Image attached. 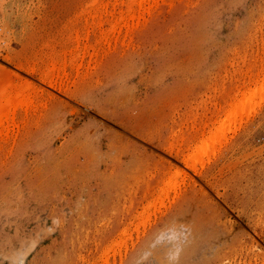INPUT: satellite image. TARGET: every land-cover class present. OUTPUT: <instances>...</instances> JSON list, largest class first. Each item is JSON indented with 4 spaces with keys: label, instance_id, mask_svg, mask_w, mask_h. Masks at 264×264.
<instances>
[{
    "label": "rangeland",
    "instance_id": "rangeland-1",
    "mask_svg": "<svg viewBox=\"0 0 264 264\" xmlns=\"http://www.w3.org/2000/svg\"><path fill=\"white\" fill-rule=\"evenodd\" d=\"M122 1L0 0V264H264V0Z\"/></svg>",
    "mask_w": 264,
    "mask_h": 264
},
{
    "label": "bare ground",
    "instance_id": "bare-ground-1",
    "mask_svg": "<svg viewBox=\"0 0 264 264\" xmlns=\"http://www.w3.org/2000/svg\"><path fill=\"white\" fill-rule=\"evenodd\" d=\"M96 1H97V0H96ZM119 1H120V0H119ZM129 1H130V0H129ZM133 1H134V0H133ZM135 1H136V0H135ZM141 1H142V0H140L139 2H141ZM143 1H145V0H143ZM143 1H142V2H143ZM150 1H151V0H150ZM150 1H149V2H150ZM167 1H168V0H167ZM116 2H117V1H116ZM142 2L139 4V8H140V9H138V10H143V9L145 10V9L147 8V7L144 8L145 5H143V6H142L143 9H141L140 6H141ZM153 2H154V0H153ZM94 3H95V2H94ZM98 3H99V2H97V4H98ZM118 3H119V2H118ZM127 3H128V0H127V2L125 1V6H124V5H123V1H122L121 5H123L124 8H125L126 6H128ZM133 3H134V2H133ZM144 3H145V2H144ZM146 3H147V2H146ZM146 3H145V4H146ZM97 4H96V5H97ZM114 4H116V3H114ZM126 4H127V5H126ZM135 4H136V2H135ZM91 5H93V3H91ZM96 5H95V7H96ZM117 5H118V4H117ZM119 5H120V4H119ZM119 5H118V6H119ZM129 5H132V4H129ZM93 6H94V5H93ZM123 6H122V7H123ZM137 6H138V5H137ZM147 6H148V5H147ZM150 6H153V5L151 4ZM101 7H103V9H104V6H101ZM129 7H130V6H129ZM129 7H128V9H129ZM132 7H133V5H132ZM132 7H131V8H132ZM89 8H90V7H89ZM91 8H92V11H93L94 8H93V7H91ZM126 8H127V7H126ZM131 8H130L129 10H131ZM103 9L101 8V10H103ZM106 9H107V8H106ZM149 9H151V8L149 7ZM94 10H95V9H94ZM126 10H127V9H126ZM133 10H134V9H133ZM135 10H137V7L135 8ZM135 10H134V11H135ZM144 10H143V11H144ZM89 11H90V10H89ZM104 11H105V10H104ZM134 11H131V12L133 13ZM146 11H148V10L146 9ZM101 12H102V11H101ZM101 12H100V14H101ZM106 12H109V11L106 10ZM122 12H123V11H121V13H122ZM139 12H141V11H139ZM139 12L137 11V13H139ZM87 13H88V12H87ZM92 13L95 14L94 11H93ZM110 13H111V15H110ZM110 13H109V16H110V17H111L112 15L114 16L113 12H110ZM119 13H120V11L118 12V14H119ZM124 13H126V14H124V15L126 16V18H127L128 15H130V14H129L130 11H129V12L127 11V12H124ZM135 13H136V11H135ZM137 13H136V14H137ZM94 14H93V17L95 16ZM104 14H105V13H104ZM115 14H116V13H115ZM127 14H128V15H127ZM140 14H141V16L143 15V13H140ZM102 15H103V13L101 14V16H102ZM107 15H108V14L106 13L105 16H107ZM116 15H117V14H116ZM105 16H104L103 18H106ZM109 16H108V19H109ZM119 16H120V17H119ZM119 16H118V17L121 18V21L124 20L123 18H125V17H123V18L121 17V16H123V15H119ZM132 16H133V18H134L135 15L132 14ZM137 16L140 17V15H137ZM115 17H116V16H115ZM129 17H130L129 19H131V16H129ZM139 17H138V18H139ZM91 18H92V16H91ZM101 18H102V17H101ZM112 18H113V17H112ZM112 18H111V19H112ZM115 19H117V18H115ZM134 19H136V18H134ZM100 20H101V19H100ZM112 20H113V19H112ZM112 20H111V21H112ZM127 20H128V18H127L125 21L128 22L129 20H128V21H127ZM105 21H107V19H106ZM111 21H110V23H109V21H108V23L110 24V25H109V26H110L109 29H110L111 33H114V32H112V30L115 29L114 26L116 25V23H119L118 21H120V20H116V22L114 21V24H115V25H114V24L111 25V23L113 22V21H112V22H111ZM102 22H103V20H102ZM122 22H123V21H122ZM119 24H120V23H119ZM119 24H117V26H116L117 28H118V25H119ZM124 24L127 25V23H124ZM113 25H114V26H113ZM111 26H112V28H111ZM119 26H120V25H119ZM122 26H124V25L122 24ZM122 26H121V28H122ZM130 26L133 27V21H132V23H131ZM127 27H129V25H127ZM119 28H120V27H119ZM121 28H120L119 30H121ZM124 28H126V27L124 26ZM109 29H108V30H109ZM128 29L131 31L132 29H134V27H133L132 29L129 27V28H127V30H128ZM108 30H106V31H107L108 33H110V31H108ZM117 30H118V29H117ZM117 30L115 29L114 31L117 32ZM122 30H123V28H122ZM106 31H105L104 33H102V31H101V36H102V34H103V35L106 34ZM123 31H124V30H123ZM119 32H120V31H119ZM125 32H126V31H125ZM131 32H132V31H131ZM111 33H110V34H107L108 36H106V37H107V38H110L109 36L111 35ZM117 33H118V32H117ZM129 33H130V32H129ZM118 34H119V33H118ZM120 34H121V32H120ZM126 34H127V35H126ZM115 35H116V33H115ZM113 37H114V36H112L111 38H113ZM117 37H119V35H117ZM127 37H128V31L125 33V35H123V38H124V39H126ZM104 38H105V36L102 37L101 41H102ZM128 38H129V37H128ZM113 39H114V40H113V42H114V41H117L119 38L116 39V40H115V38H113ZM120 39H121V37H120ZM126 40H127V39H126ZM129 40H130V39H129ZM74 41L76 42L77 39H75ZM103 41H104V40H103ZM103 41H102V42H103ZM109 41H110V42H109V44H110V43L112 42V40H109ZM122 41H123V40H122ZM122 41H121V42H122ZM102 42H101V43H102ZM105 42H106V43L103 42V43H104L103 45L107 44V41H106V40H105ZM113 42H112V43H113ZM123 42H124V41H123ZM112 43H111V45H112ZM115 43H117V42H115ZM98 44H99V43H98ZM118 44H119V43H118ZM94 45H95V44H94ZM107 45H108V44H107ZM115 45H116V44H115ZM51 58H52V57H51ZM51 58H50V59H51ZM67 60H68V59H67ZM49 61H50V60H49ZM65 61H66V59H65ZM72 61H73V60H72ZM52 62L54 63V61H51V64L53 65ZM68 62H71V59H70V61H68ZM47 63H48V62H47ZM64 63H65V62H64ZM64 63H63V64H64ZM63 64H62V65H63ZM71 64H72V63H71ZM46 65H47L48 67H47ZM45 66H46V68H44L42 72H44V70H46L47 68L50 67L49 64H45ZM63 66H64V68H65V67L67 68V66L69 67V66H71V65H70V63H69L68 65L66 64V65H63ZM54 67H55V65H54ZM60 67H62V66H60ZM52 68H53V67H52ZM52 68H49V69H47L48 71H46V72H47L46 74H49V75H47L48 78H49V76H51L52 73H53V76H54V74H55L54 71H55L56 69H53V70H54V71H53V70H51ZM55 68H56V67H55ZM64 68H63V69H64ZM28 69H29V68H28ZM34 69H35V68H34ZM61 69H62V68H61ZM63 69H62V70H63ZM67 69L69 70V68H67ZM49 70H51V71H53V72L51 73V71H49ZM64 70H65V69H64ZM27 73H28V71H27ZM57 73H59V72L57 71ZM63 73H64V72H63ZM67 73L69 74V71H68ZM29 74H31V73H29ZM40 74H41V73H40ZM44 74H45V72L42 73V75H44ZM46 74H45V76H46ZM63 75H67V74H63ZM45 76H44V77H45ZM253 76H254V78L256 79L255 76L258 77V73H257V75H256V73H255V75H253ZM44 77H43V78H44ZM55 77H57V76H55ZM59 77H60V76L58 75L57 79H59ZM7 78H9V77L7 76ZM21 78H22V77H21ZM41 78H42V77H41ZM50 78H51V77H50ZM61 78H62V77H61ZM61 78H60V80H61ZM66 78H67V77H66ZM254 78H253L252 80H254V81L257 83V86H258V83H259L260 81H256V80H258L259 77H258L256 80H255ZM46 79H47V77L44 78L45 82H43V83H47V80H48V79H47V80H46ZM53 79H54V77L51 78V80L49 79L50 81H48L47 84H49L50 82H52ZM262 79H264V78H262ZM10 80H11V78H10ZM10 80H9V81H10ZM22 80H23V79H22ZM44 80L42 79V81H44ZM65 80H66V79H65ZM259 80H260V79H259ZM6 81H8V79H7ZM18 81H19V80H18ZM22 82H23V81H22ZM22 82H21V83H22ZM25 82H28V80H25ZM261 82H262V83H260L261 85L264 84V81L261 80ZM11 83H12V82H11ZM11 83L9 82L8 84H11ZM21 83L19 84V82H18L19 86H20V85L22 86V85L25 84V83H24V84H21ZM29 83H30V84H29ZM29 83H26V85H27V84H28V85H31V82H29ZM252 84H254L253 81H252ZM1 86H2V85H1ZM19 86H17V85L15 86V85H14V88H15V87L17 88V87H19ZM254 86H255V85H254ZM6 87H7V86H6ZM25 87H26V86H25ZM263 87H264V86L262 85V86H261V89H262ZM9 88H12V87H9ZM14 88H12V89H14ZM16 88L14 89L15 91L12 90L13 92L17 93L16 95H13V93H11V89L9 90V92L14 96V97H13V96L10 94V95L14 98V99L10 98V99H12V101L9 100V95H6V93H5L4 97H3V96L0 97L2 101L4 100V103H3V104H5V103L9 104V105H7V106H8L7 109L10 108V107H12V108H13V107H16V106L18 107L19 105L22 106V104L25 105V103L27 102V100H26V102L24 103V100H25V99L23 100V98H25V97H23V96H25V95H24V94H19V92H17V89H16ZM19 88H20V87H19ZM23 88H24V86H23ZM30 88H31V87H30ZM30 88H29V89H30ZM32 88H33V86H32ZM34 88H35V86H34ZM34 88H33V93H32V94H34V92L36 91V94H35V95L37 96V92H39V89H37V87H36V88H35L36 90H34ZM255 88H259V89H255ZM255 88H253V89L256 90V91L254 90V92L252 91L253 94H251L252 92H251V93L248 92V94H249L248 99L245 97V93H246V91H245V93H243V94H244L243 96H244V98H246V99L248 100L249 105H250V102H252L253 100H255V97H256V99H257V98L260 99L262 96H264L262 93H261L262 96L260 95V93L258 94V92L261 91L260 86H259V87H255ZM3 89H4V88H3ZM26 89H27V88H26ZM29 89H28L26 92H28ZM6 90H7V89H6ZM30 90H31V89H30ZM37 90H38V91H37ZM257 90H259V91H257ZM262 90H263V89H262ZM2 91H4V90H2ZM7 91H8V90H7ZM7 91H6V92H7ZM19 91H20V90H19ZM24 91H25V90H24ZM31 91H32V90H31ZM40 91H42V90H40ZM263 91H264V90H263ZM263 91H262V92H263ZM4 92H5V91H4ZM9 92H7V94H9ZM15 93H14V94H15ZM28 93H29V92H28ZM28 93H27V94H28ZM30 93H31V92H30ZM263 93H264V92H263ZM0 94H1V93H0ZM2 94H3V93H2ZM35 95H34V97H35ZM41 95H42V92H41L40 96H41ZM43 95H44V94H43ZM246 95H247V94H246ZM40 96H39V93H38L37 98H39ZM26 97H29V99H30V94H29L28 96L26 95ZM31 97H32V96H31ZM37 98H36V100L33 99L36 103H37V101H38ZM40 98H41V97H40ZM26 99H28V98H26ZM31 99H32V98H31ZM246 99H243L244 103H243V101H242V102L240 101V102H241V104H242V103L244 104V106H245V108H246L245 110H247V112H249V114L246 113L247 116L244 115V112H246L245 110H242V108H243L244 106H242V108H241V107H240V108L236 107L237 110L233 109V108H234V107H233V108H232L233 111L239 113V114H237V113L235 114V112H232V111H231V113L235 114L234 116H236V115H240V113H242L244 116L248 117V116H250V115L252 114L253 111L250 112V111H251L250 108H252V107H251V106H248V104L245 105V100H246ZM252 99H253V100H252ZM22 100H23V101H22ZM33 100L30 101V103H32ZM263 100H264V99H263ZM260 101H261V103L264 102V101H262V100H260ZM0 102H1V101H0ZM8 102H9V103H8ZM28 102H29V100H28ZM246 102H247V101H246ZM248 102H247V103H248ZM1 103H2V102H1ZM30 103H29V104H30ZM36 103H35V104H36ZM27 104H28V103H27ZM29 104H28V107H29ZM33 104H34V103H33ZM35 104L32 105V106H35ZM243 104H242V105H243ZM258 104H259V102H258ZM258 104H257V105H258ZM263 104H264V103H263ZM263 104H262V106H263ZM0 105H1V104H0ZM24 105H23V106H24ZM253 105H254V104H253ZM253 105H252V106H253ZM1 106H3V105H1ZM4 106H6V105H4ZM25 106L27 107V105H25ZM32 106H31V107H32ZM246 106L249 108L250 111L248 110V108H247ZM255 106H256V105H255ZM260 106H261V105H260ZM260 106H259V107H260ZM17 107H16V108H17ZM28 107H27V108H28ZM31 107H30V109H31ZM0 108H1V107H0ZM3 108H4V107H3ZM3 108H2V109H3ZM24 108H25V107H24ZM239 109H241L242 112H240L241 110L238 111ZM243 109H244V108H243ZM5 110H6V109H5ZM8 110H9V109H8ZM8 110H7V111H8ZM14 110H15V109H14ZM253 110H254V107H253ZM258 110H259V109H258ZM7 111H3V112H7ZM11 111H12V110H10V112H11ZM21 111H22V107H21ZM24 111H26V110H24ZM29 111H31V110H29ZM32 111H34V110H32ZM228 111H229V110H228ZM1 112H2V110H1ZM8 112H9V111H8ZM8 112H7V113H4V114H5V115H4V116H5L4 118L9 117V120H10V118H11V119H12V118H15L16 115H14V117H10L9 115H10L12 112H11V113L9 112V113H10L9 115H8ZM255 112H256V111H254V113H255ZM13 113H15V111H13ZM250 113H251V114H250ZM28 114H29V113H28ZM233 114H232V115H233ZM17 115H18V114H17ZM26 115H27V112H26V114L23 115L22 117L25 118ZM29 115L31 116V114H29ZM230 115H231V114H230ZM243 115H242V116H243ZM0 116H1V113H0ZM218 116H219V115H218ZM234 116H233V117H234ZM244 116H243V117H244ZM16 117H18V116H16ZM0 118H2V116H1ZM229 118H230V117H229ZM7 119H8V118H7ZM19 119H20V117H19ZM230 119L233 120V119H235V118H230ZM12 121H14V120L12 119ZM15 121H18V120H16V118H15ZM15 121H14V122H15ZM2 122H3V121H2ZM2 122H1V119H0V130L2 129V131L4 132V131H5L4 129H5L6 127L3 126V127L1 128V126L3 125ZM20 122H21V121H20ZM23 122H24V120H23ZM222 122H223V121H222ZM17 124H18V123H17ZM221 124H222V123H221ZM223 124H224V123H223ZM229 124H230V123H229ZM4 125H5V123H4ZM11 125H12V126H13V125L15 126V124H11ZM216 125H217V124H216ZM218 125H219V124H218ZM6 126H7V128H8V126H10V125L6 124ZM211 126H212V125H211ZM221 126H222V125H221ZM234 126H235V125H234ZM212 127H213V126H212ZM215 127H216V126H214V128H215ZM11 128H12V127H11ZM191 128H192V127H191ZM202 128H203V127H202ZM214 128H213V129H214ZM203 129H204V128H203ZM211 129H212V128H211ZM229 129H230V128H229ZM215 130H216V131H215L214 133L218 132L219 129L217 130V128H215ZM230 130H231V129H230ZM7 131H8V133L10 132L8 129H7ZM197 131H198V130H197ZM209 131H210V130H209ZM3 132L0 131L1 135H2ZM191 132H192V130L190 131V133H191ZM198 132H199V131H198ZM211 132H212V131H211ZM223 132H224V131H223ZM223 132L220 131L221 134H222ZM8 133H7V134H8ZM188 133H189V132H188ZM188 133L186 134L187 137H185V138L187 139V141L189 140V139H188V137H189V136H188ZM190 133H189L190 137L195 138V137H194L195 135L191 136ZM196 133H197V132H196ZM220 133H219V134H220ZM7 134L4 135V133H3V136H6ZM192 134H193V133H192ZM194 134H195V133H194ZM200 134H202V133H200ZM205 134H206V133H205ZM219 134H218V135H219ZM221 134H220V135H221ZM198 135H199V134H197L196 137H197ZM209 135H210V134H209ZM203 136H204V134H202V137H203ZM206 136H207V135H206ZM221 136H222V135H221ZM221 136H220V138H221ZM6 137H8V135H7ZM207 137H208V136H207ZM207 137H206V138L204 137V139H207V141H205L203 138L201 139V141L204 140V141L202 142V144L204 145V143L206 142V143H207L206 145L208 146V145L212 144L213 141H212V140L209 141ZM2 138H3V137H2ZM182 138H183V137H182ZM217 138H218V136H217ZM198 139H199V137H198ZM215 139H216V138H215ZM218 139H219V138H218ZM181 140H182V139H181ZM191 140L194 141V139H191ZM219 140H221V139H219ZM196 141H197V140H196ZM196 141H195V143H196ZM201 141H200V142H201ZM208 141H209L210 143H208ZM214 141L217 142L218 140H214ZM185 142H186V140H185ZM190 142H192V141H190ZM190 142H189L190 145L188 146V148H186V150H187V149H188V150L191 149V148H190V146H191V143H190ZM200 142L198 141V143H200ZM216 142H215V143H216ZM0 143H1V142H0ZM215 143L212 144V145L214 146V145H216L217 143L220 144V142H217L216 144H215ZM170 144H171V143H170ZM200 144H201V143H200ZM192 145H193V143H192ZM197 145H198V144H197ZM203 145H200V146L204 147ZM165 146H166V145H165ZM172 146H173V145H172ZM195 146H196V145H195ZM195 146H194V147H195ZM198 146H199V145H198ZM168 147H169V146H168ZM174 147H175V146H174ZM205 147H206V146H205ZM208 147H209V146H208ZM210 147H211V146H210ZM163 148H164V147H163ZM163 148H162V149H163ZM213 148H214V147H213ZM168 149H169V148H168ZM163 150H165V149H163ZM163 150H162V151H163ZM174 150H175V149H174ZM180 150H181V149H180ZM211 150H213V149L211 148ZM214 150H215V148H214ZM214 150H213V151H214ZM165 151H166V150H165ZM171 151L173 152L172 149H170L169 151H166V152H168L169 154H171V153H172ZM181 151H182V150H181ZM177 152H178V151H177ZM179 152H180V151H179ZM179 152H178V153H179ZM214 152H215V151H214ZM168 153H166V154H168ZM175 153H176V152H175ZM196 153H197V151H196ZM176 154H177V153H176ZM193 154H194V153H193ZM203 154H205V153H203ZM203 154H199V155H201V156L203 157V156H204ZM177 155H178V154H177ZM188 155H189V154H188ZM191 155H192V153H191ZM197 155H198V154H197ZM205 155H206V154H205ZM211 155H212V154H211ZM173 156H174V155H173ZM186 156H187V155H186ZM174 157H175V158H178V156H174ZM184 157H185V155H184ZM187 157H188V156H187ZM194 157L196 158V159L194 158L196 163L193 161V160H194L193 157H192V158H191V157L189 158V159L192 160L191 162L189 161L188 158H185V159H187V161H189V162H188L189 164L193 162V163H195L196 165H198V164L200 163L198 160H200L202 157H201L200 159H198L200 156H195V155H194ZM160 158H161V157H160ZM163 159H164V158H163ZM164 160H165V162H166V159H164ZM177 160H178V159H177ZM179 160H180V159H179ZM157 161H158V160H157ZM162 161H163V160H162ZM162 161H160V162L162 163ZM169 161H170V160H168L167 162H169ZM183 161H186V160H184V158H183ZM183 161H182V162H183ZM197 161H198V164H197ZM163 162H164V161H163ZM182 162H181V163H182ZM201 162L203 163V161H201ZM161 163H160V164H161ZM193 163L190 164V165L188 164V167H189V166H192ZM146 164H147V163H146ZM157 164L159 165V163H157ZM157 164H155V165L157 166ZM162 164H164V163H162ZM165 164H166V163H165ZM165 164H164V165H165ZM183 164H185V162H183ZM173 165H174V164H171V162H170L169 164H167L166 166H164V167H163V168H164V172H165V171L167 172L168 169L171 170V169L173 168V167H172ZM196 165H195V167H196ZM199 165H200V164H199ZM202 165H203V164H202ZM156 166H155L154 168H156ZM186 166H187V164H186ZM174 167H175V166H174ZM188 167H187V168H188ZM136 168H138V167H136ZM136 168H135V169H136ZM154 168H153V169H154ZM161 168H162V167H161ZM178 168H179V167H178ZM192 168H193V169H197V168H194V166H192ZM158 169H159V167H158ZM175 169H176V168H175ZM137 170H139V169H137ZM141 170H142V168H141ZM141 170H139V171H141ZM160 170H161V169H159V171H160ZM173 170H174V169H173ZM176 170H177V169H176ZM143 171H144V170H143ZM143 171H141V172H143ZM195 171H196V170H195ZM195 171H194V172H195ZM146 172H147V171H146ZM169 172H170V171H169ZM169 172H168V174H166V175L168 176L167 179H169V180H168L169 182L166 183L167 181H165V180H167V179L164 180V178H163V181H162V182L165 181V182H164L165 184L161 182V184H162L164 187L167 186L166 184H168V185L174 184V182L177 180V179L174 180V182H173V180H172L173 177H174L175 175H177V174H176L177 172H176V171H174V172L172 171L173 176H171V175L169 176ZM149 173H150V172H149ZM159 173H162V172H159ZM159 173L157 172V175H158ZM170 173H171V172H170ZM146 174H147V173H146ZM163 174L165 175V173H163ZM180 174L182 175V172H180V170H179L178 175H180ZM147 175H149V174H147ZM147 175H144V176H147ZM161 175H162V174H161ZM161 175H160V176H161ZM183 175H184V174H183ZM185 176L187 177V175H185ZM185 176H183V178H184ZM150 177H153V175L150 176ZM150 177H149L148 179H150ZM158 177H159V175H158ZM162 177H165V176H162ZM162 177H161V178H162ZM179 177H181V180H182V181H184L185 178H186V177H185L184 179H182V176H179ZM179 177H178V178H179ZM176 178H177V176H176ZM148 179H147V182H148ZM159 179H160V177H159ZM174 179H175V178H174ZM160 180H161V179H160ZM171 180H172V181H171ZM179 180H180V179H179ZM154 181H155V179H154ZM182 181H181V182H182ZM143 182L146 183L144 180H143ZM156 182H157V181H156ZM171 182H173V183H171ZM154 183H155V182H154ZM176 183H177V185H176ZM176 183H175V185H176V186H179L178 181H176ZM146 184H147V183H146ZM155 185H156V184H155ZM157 185H160L159 182L157 183ZM175 185H172V186L174 187ZM160 186H161V185H160ZM163 186H162V187H163ZM176 186H175V188H176ZM164 187H163V188H164ZM160 188H161V187H159V189H160ZM175 188H174V189H175ZM164 189H165V188H164ZM164 189H163V190H164ZM176 190H177V189H176ZM165 191H166V190H165ZM156 195H158V194H156ZM161 195H162V194H161ZM161 195H158V197H157V198L160 197L159 199H160V202H161V203H160L159 201H157L155 204H153V202H152L151 206L154 205V206H153L154 209H156V208H155V207H156V206H155L156 204L159 203V205H160V204H163V203H164L162 200H163V198H165V196H162V197H163V198H162ZM161 198H162V199H161ZM155 199H156V198H155ZM157 200H158V199H157ZM154 202H155V201H154ZM162 202H163V203H162ZM151 206H148V207L152 208ZM157 208H158V207H157ZM146 210H147V209H146ZM118 247H119V246H118ZM181 248H182V250H181V252L179 253V257H178L179 259H178V260H182V259H183L184 257H186L187 254L189 253L187 249H184L182 246H181ZM119 250H120V249H118V251H119ZM119 253H120V252H119ZM169 256H170V255H169ZM170 257H171V256H170Z\"/></svg>",
    "mask_w": 264,
    "mask_h": 264
}]
</instances>
